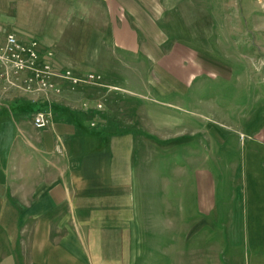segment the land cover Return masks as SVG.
<instances>
[{"label":"crops","instance_id":"0c3cea01","mask_svg":"<svg viewBox=\"0 0 264 264\" xmlns=\"http://www.w3.org/2000/svg\"><path fill=\"white\" fill-rule=\"evenodd\" d=\"M75 1L0 0V30L22 40L38 39L44 49L55 51L57 69L102 73L128 95L85 87L51 100L21 92L6 100L0 111V264L176 262L173 219L186 226L179 232L186 252L181 264H221V248L228 258L229 247L245 243L248 213L244 210L235 227V239L243 236L240 243H233L232 229L221 233L228 234L225 246L220 222L206 221L214 212L199 205L218 198L214 162L200 147L190 155L186 149L190 131L207 139L205 150H212L218 129L209 116L201 124L178 114L173 108L183 110L181 102L152 103L134 96L170 97L206 74L252 89L257 84L251 80L234 83L236 72L221 60L220 50L226 46L222 56L233 62L242 47H251L244 55L252 58L257 51L247 41L210 36L214 29L207 35L187 29V0H85L82 14ZM199 16L196 22L220 27L219 20H205L202 10ZM172 26L179 37L167 32ZM206 88L201 80L198 90ZM85 101L92 107L100 101L104 109L85 111ZM208 103L200 107L212 115L215 106ZM39 110L52 116L44 129L33 123ZM254 123L250 120L249 127ZM184 198H195L197 209L189 212ZM194 218L199 221L192 224ZM199 238L208 241V251L196 259L188 252ZM253 247L249 264H264V246Z\"/></svg>","mask_w":264,"mask_h":264},{"label":"rangeland","instance_id":"374dc122","mask_svg":"<svg viewBox=\"0 0 264 264\" xmlns=\"http://www.w3.org/2000/svg\"><path fill=\"white\" fill-rule=\"evenodd\" d=\"M84 1H75L77 8L80 9V14L83 13ZM90 4L89 2V8ZM121 5L120 11L126 4L121 1ZM185 10L187 29L195 27L200 33H204L203 35H207L214 29V33L210 35L212 37L219 35L221 40L225 39L228 42L231 41L229 38L233 37L237 43L244 41L250 43L252 48L257 51L254 58L244 55L247 53L246 51L251 52V47H242L237 52L235 62L228 61L222 56L223 53L228 52L227 47L223 45L224 49L220 48V58L235 70L236 81L234 83L248 85L251 80L257 86H253L252 89L233 87L231 83L225 82L222 76L206 74L191 83L188 90L176 92L170 97L163 98L156 94H146V96L135 95L134 98L152 101V103H157V99L173 103L181 102L183 110L181 108L178 111L173 109L190 121L201 122V124L207 122L205 116L212 118L214 126L219 131L218 137H214L212 150H205L207 139H199L198 136L196 138L190 131L186 136L189 137L188 148H186L188 154H192L193 148L200 147V152L204 156L210 157V163L214 162L212 165L217 170L215 174L218 198H212V203L208 202L210 199H204L206 202L199 205L206 212H214L213 218L211 213L207 215L210 218H207L206 221L211 222L212 219H217L220 222V234L227 233L229 229L233 230L230 231V235L234 244L235 241L240 243V237H243L236 234V240L234 231L237 232L236 228L243 221L244 210L248 213L245 218V224L247 223L245 225V243L239 244L240 246L238 245L235 249L232 246L229 247L228 258L227 252L222 248L220 252L221 258L224 257L221 264H249L250 257L253 255V244L264 246V0H203L202 3L199 0H187ZM201 10L205 20H219L220 27L212 28L207 22L204 23L205 25L200 24L199 21L196 22L200 17ZM121 13L124 14L123 11ZM80 29H82V25L77 27V30ZM177 30L178 28L172 26L167 29V32L172 34V38H175L181 35V33H177ZM142 62V73L147 78L148 62L146 60ZM253 68H256L257 71H252ZM201 80L207 86L205 91L198 90ZM123 85L125 86V83ZM98 93V91L95 92L96 95ZM126 93L122 92L121 94ZM208 102L215 106L212 115L209 114L210 110L200 107V105H208ZM250 120L255 122L251 128L248 125ZM198 141L203 145L205 143L203 149H201L202 146H199ZM194 199L184 198L185 206L188 207L189 212L192 209H197ZM217 215L218 218H216ZM176 221L173 219L172 239L173 242L176 241V245L178 242V245L172 246V258L175 257L177 264H181L186 252H183L179 246V232H185L186 226L181 227ZM189 221L193 224L199 219L194 218ZM192 226H187L188 232H193L195 228ZM241 239L243 240V238ZM221 240L226 246L228 234H221ZM207 242L203 238L194 240L192 246L189 247L192 249L188 252L190 257L196 259L204 257L208 251L204 246V243ZM191 261L186 260L184 264H191L193 262ZM176 262L171 259L167 264H176Z\"/></svg>","mask_w":264,"mask_h":264},{"label":"built area","instance_id":"2783aa9c","mask_svg":"<svg viewBox=\"0 0 264 264\" xmlns=\"http://www.w3.org/2000/svg\"><path fill=\"white\" fill-rule=\"evenodd\" d=\"M55 60V51L44 49L38 39L22 40L16 34H5L0 30V111L10 95L17 92L43 96L46 100L63 95L67 90L77 92L85 87L123 92L121 88L108 84L102 73L80 74L71 67L57 69ZM92 108L99 112L104 105L100 101L95 102L94 107L90 101L83 103L85 111ZM51 120V113L45 110H39L33 116L34 126L38 129L48 127Z\"/></svg>","mask_w":264,"mask_h":264}]
</instances>
